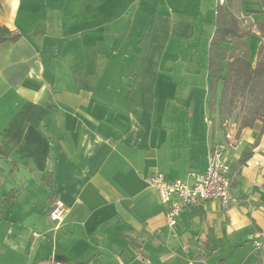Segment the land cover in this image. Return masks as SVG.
<instances>
[{
	"label": "crops",
	"instance_id": "1",
	"mask_svg": "<svg viewBox=\"0 0 264 264\" xmlns=\"http://www.w3.org/2000/svg\"><path fill=\"white\" fill-rule=\"evenodd\" d=\"M217 3L0 0V26L19 35L0 43V195L16 190L0 219V264H264L260 128L226 152L238 205H188L171 228L145 180L205 172L212 145L238 133L209 101L204 115L166 110L205 100L189 71L209 63ZM236 10L264 17L260 0ZM124 70L135 71L129 86L108 78ZM54 201L68 211L58 230Z\"/></svg>",
	"mask_w": 264,
	"mask_h": 264
},
{
	"label": "trees",
	"instance_id": "2",
	"mask_svg": "<svg viewBox=\"0 0 264 264\" xmlns=\"http://www.w3.org/2000/svg\"><path fill=\"white\" fill-rule=\"evenodd\" d=\"M260 3L264 9V0H260ZM237 5L238 0H224V3L218 0L215 10V29L208 51V74L211 78V99L208 107L212 113L214 96L222 85L219 104L222 129H225V119L231 117V110L227 111V109L234 105L237 98L244 99L253 94L257 97L248 113L238 122L236 143L244 130L260 128V136L264 133V17L262 21L244 27L240 15L235 12ZM254 33H257L261 40L255 64L250 60V39ZM18 38V34L0 26V43L16 41ZM257 143L246 148L240 166L248 162ZM212 146L214 149L215 145ZM15 196L16 190L11 191L7 196L0 195V219L4 218V207L10 205Z\"/></svg>",
	"mask_w": 264,
	"mask_h": 264
},
{
	"label": "built area",
	"instance_id": "3",
	"mask_svg": "<svg viewBox=\"0 0 264 264\" xmlns=\"http://www.w3.org/2000/svg\"><path fill=\"white\" fill-rule=\"evenodd\" d=\"M224 3V0H221ZM224 146H215L209 156V165L205 172H192L187 179L168 181L163 173H154L146 177L149 188L157 191L161 202L168 205L167 220L172 228L188 205H199L208 201H219L224 208L241 203V199L233 191L232 169L226 156L229 148L236 144V138L227 136ZM68 211L60 201H54L49 211V219L59 229L67 217ZM261 248L260 242H255ZM49 264H64L50 262Z\"/></svg>",
	"mask_w": 264,
	"mask_h": 264
},
{
	"label": "rangeland",
	"instance_id": "4",
	"mask_svg": "<svg viewBox=\"0 0 264 264\" xmlns=\"http://www.w3.org/2000/svg\"><path fill=\"white\" fill-rule=\"evenodd\" d=\"M241 19H242V26L249 27L254 22L262 21L263 20V14H261V15L255 14L254 15V20L248 19L246 16L244 18L241 17ZM204 40L206 41V39H203V41ZM260 41L261 40H260L259 36L257 34H255V33L252 35V37L250 39V45H251V42H252V44L255 45V46L253 45L254 49H253L252 55L250 54V56H251L250 60L252 62L256 61L255 58L257 57V54H258V49L257 48L259 47ZM256 45H257V48H256ZM250 49H251V47H250ZM206 50H208V49H206ZM201 56L204 57V55H201ZM206 56H207V54H206ZM134 72L135 71H133V70H124V71H121V74H120V71H110V73L108 75V78H111L113 80L122 78L123 79L122 81L124 82V85L125 86H129L128 80L131 81V79H134V77H135V73ZM159 72H161L162 75H165V76H168V77L169 76H175V75H171L172 71L170 72L169 70H167V71L166 70L165 71H159ZM189 72L191 74H193L194 77H195L196 85H197V87L199 89L198 92H197L198 96H203L205 98L206 102H205V100L203 102H202V100L201 101L196 100V102L190 103L189 105H186V103L184 101H181V102L180 101L179 102H170V103H168V108H166V110H168V113H171V112H173L176 109L179 112L181 111L180 112L181 114L184 112L185 114L182 115V116L186 117V114H189V113H193V114L195 113L196 115H198L200 112L203 111L202 115H204V112H208V108H207L206 104L211 99L210 83L206 80V78L209 75L208 74V64H206V69L205 70H197L196 69V71L191 70ZM181 86L184 88L185 84L182 83ZM221 88H222V85L219 86L218 91H217L216 96H215V100L213 102L214 111L216 113L219 111ZM256 98L257 97L254 94L253 95H248L244 99H238L237 98L235 103H234V105L230 109H227V111L231 110V117L229 119H225V124L227 126L229 124V126H231L232 128L237 127L240 118L244 114L248 113L249 109L254 104V101L256 100ZM216 113H215V121L216 122L218 121V123L220 124V122H221L220 121V117L217 118ZM210 114H211V112H210ZM168 121H172L171 118H168ZM177 121L179 122L180 119H177ZM183 121L185 122V120H183ZM226 125H225V127H226ZM232 136L234 138H236V136H234V135H232Z\"/></svg>",
	"mask_w": 264,
	"mask_h": 264
}]
</instances>
